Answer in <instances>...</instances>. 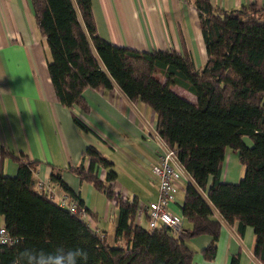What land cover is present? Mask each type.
I'll list each match as a JSON object with an SVG mask.
<instances>
[{
    "label": "trees",
    "instance_id": "1",
    "mask_svg": "<svg viewBox=\"0 0 264 264\" xmlns=\"http://www.w3.org/2000/svg\"><path fill=\"white\" fill-rule=\"evenodd\" d=\"M185 1L196 14L205 51L199 68L184 48L179 53L139 52L99 39L89 0H30V7L47 75L61 106L88 112L82 92L114 86L128 101L151 111L154 134L172 150L192 181L184 188L180 206L187 228L180 233L160 225L148 229L147 215L136 199L123 198L115 190L111 163L95 147L87 146L80 164L68 172L118 211L112 247L103 234L59 208L45 190L36 187L32 179L36 162L0 148L1 226L16 239L13 245H0V264H55L56 256L75 249L87 252L86 264H191L185 241L199 236L210 238L200 251L202 259L210 262L222 224L234 228L238 240L250 228L251 257L264 264V6L241 5L227 12L209 0ZM170 86L194 96L195 105L171 92ZM72 119L80 131L89 132ZM227 151L235 153L243 169L235 184L219 181ZM5 159L16 165L13 176L1 173ZM98 168L105 170L103 179ZM60 173L51 169L48 183L83 207ZM236 263L235 256L230 264Z\"/></svg>",
    "mask_w": 264,
    "mask_h": 264
},
{
    "label": "crops",
    "instance_id": "2",
    "mask_svg": "<svg viewBox=\"0 0 264 264\" xmlns=\"http://www.w3.org/2000/svg\"><path fill=\"white\" fill-rule=\"evenodd\" d=\"M95 32L99 39L117 47L139 52L184 48L199 68L205 61L201 34L191 3L185 0H89ZM221 11L241 5L264 6V0H209ZM159 83L164 78L154 76ZM169 90L191 105L195 98L183 89ZM82 98L88 112L77 107L68 110L55 99L46 61L32 16L30 0H0V148L15 156L36 162L32 173L35 183L50 187L56 197L64 195L48 183L51 169L60 170L61 181L78 196L83 207L94 214L87 225L114 243L118 211L103 195L68 172L80 164L87 146L95 147L110 163L115 173V189L126 199L135 198L138 206L155 202L157 183L150 168L156 163L152 144L146 140L154 131V116L138 102L128 101L113 86L111 90H84ZM72 116L89 132L80 131ZM85 165V163H84ZM16 165L9 159L1 164L4 176H13ZM103 179L105 170L97 171ZM243 173L234 152L224 155L219 181L235 184ZM186 177V176H185ZM189 176L176 182L174 199L167 210L180 215V206ZM76 202L75 200H73ZM143 211V210H142ZM144 212V211H143ZM213 218L218 219L213 212ZM141 225L144 226L143 217ZM2 218L0 217V226ZM187 225L182 221V229ZM253 233L245 228L238 240L234 228L220 226L212 261H204L200 251L210 238L199 236L185 241L192 255L191 264H256L251 257Z\"/></svg>",
    "mask_w": 264,
    "mask_h": 264
},
{
    "label": "built area",
    "instance_id": "3",
    "mask_svg": "<svg viewBox=\"0 0 264 264\" xmlns=\"http://www.w3.org/2000/svg\"><path fill=\"white\" fill-rule=\"evenodd\" d=\"M146 136V140L153 146V153L156 157V163L151 166L150 173L157 183V198L155 202L149 203L142 208L139 207V210H143L147 215L146 227L148 229H154L160 225L173 233H180L182 232V219L179 215L170 213L167 210V205L174 199L176 182L181 178L188 177V175L178 164L172 150L163 144L154 134V131L148 133ZM36 185L38 189L45 190L59 208L66 210L81 220L89 222V215L85 212V209L83 207H77L76 203L66 195L56 197L54 191L50 187H47V185L41 183H36ZM14 243H16V239L10 237L4 228L0 226V245L10 246Z\"/></svg>",
    "mask_w": 264,
    "mask_h": 264
},
{
    "label": "clouds",
    "instance_id": "4",
    "mask_svg": "<svg viewBox=\"0 0 264 264\" xmlns=\"http://www.w3.org/2000/svg\"><path fill=\"white\" fill-rule=\"evenodd\" d=\"M71 257V260L68 258ZM88 254L83 249L70 250L55 257V264H86Z\"/></svg>",
    "mask_w": 264,
    "mask_h": 264
},
{
    "label": "rangeland",
    "instance_id": "5",
    "mask_svg": "<svg viewBox=\"0 0 264 264\" xmlns=\"http://www.w3.org/2000/svg\"><path fill=\"white\" fill-rule=\"evenodd\" d=\"M142 225H143V224H142ZM108 243H109L110 245H112V242L110 241L109 237H108Z\"/></svg>",
    "mask_w": 264,
    "mask_h": 264
}]
</instances>
